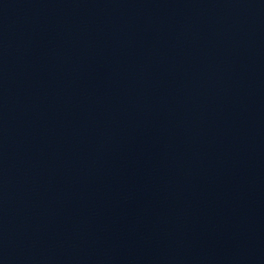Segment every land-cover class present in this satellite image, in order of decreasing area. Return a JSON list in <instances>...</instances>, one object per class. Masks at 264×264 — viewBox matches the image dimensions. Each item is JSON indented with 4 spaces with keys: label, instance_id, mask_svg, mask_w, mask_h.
I'll list each match as a JSON object with an SVG mask.
<instances>
[{
    "label": "water",
    "instance_id": "water-1",
    "mask_svg": "<svg viewBox=\"0 0 264 264\" xmlns=\"http://www.w3.org/2000/svg\"><path fill=\"white\" fill-rule=\"evenodd\" d=\"M0 264H264V0H0Z\"/></svg>",
    "mask_w": 264,
    "mask_h": 264
}]
</instances>
